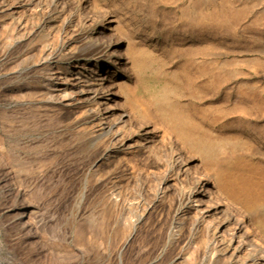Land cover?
Here are the masks:
<instances>
[{"label": "rangeland", "instance_id": "rangeland-1", "mask_svg": "<svg viewBox=\"0 0 264 264\" xmlns=\"http://www.w3.org/2000/svg\"><path fill=\"white\" fill-rule=\"evenodd\" d=\"M90 40L118 43L126 65L117 53L91 69ZM102 75L116 76L123 110L138 117L124 138L100 136L107 124L84 86ZM174 147L201 157L209 178L217 170L235 201L264 209V0H0V160L45 235L38 252L28 237L18 246L0 206V264H200V239L177 231L195 203L157 195L164 175L191 187L164 162ZM118 193L140 218L133 235L122 217L104 220Z\"/></svg>", "mask_w": 264, "mask_h": 264}, {"label": "bare ground", "instance_id": "bare-ground-1", "mask_svg": "<svg viewBox=\"0 0 264 264\" xmlns=\"http://www.w3.org/2000/svg\"><path fill=\"white\" fill-rule=\"evenodd\" d=\"M67 21L69 22V20ZM69 24L67 25L69 26ZM91 47H93V53L84 52L87 53V59L91 62V69L94 67L98 68V66L102 67L104 64L101 59H104L106 56H115L117 53V57L125 58L126 56L119 44H113L111 41L107 42V44L103 43L100 45H98L95 40L85 41L83 50H90ZM124 58H122L121 62L123 63L121 64L125 66L126 58L125 60ZM83 69L84 67L82 66L78 70L74 69L75 72L72 76L75 80L84 78ZM115 77V75H102V77L98 78L96 81L93 80V85H90V83H88L89 80H87L85 82L89 85L84 86V88L94 95L91 104L94 109L96 107V113H99L97 117L99 119L97 120H99V122H106L107 124L104 125V130H102V133L100 132V136H106L108 132L112 133L113 137L119 136L120 138H124L122 136L123 134H121L123 127L133 119V116L136 118L138 117L129 110H123L125 102L121 97L120 91L116 90ZM100 93H104V96L97 98ZM100 110H103L104 113H100ZM180 138L189 145L190 150H195L199 156L204 157V155L200 153L197 142H194L184 133L180 135ZM132 147L133 146L130 145L129 148ZM174 148L178 153H174L170 149H167L165 153L162 154L164 158L169 156L164 162L166 166L170 168H175L177 165L179 171L182 170L183 174L186 176L190 174L191 187L187 192H179L176 188L178 182L177 176L174 174L171 177L164 175L157 195L163 199L165 197H171L169 198L171 206L178 204L180 207L183 202L182 200H186L187 195H189V200L195 203L194 205L186 206L179 215L177 214V227L179 228L177 231L181 233V231H184L187 227L195 238L200 239L198 247L202 249L204 255L199 263L264 264V209L258 205L243 204L235 201L221 188L216 178L218 176L217 170L213 171L214 176L212 175V177L209 178L204 173V165L202 164L201 157L196 160L195 155L192 153L190 154V151H182L177 147ZM189 163L194 165L198 177L192 176V171H190L188 166ZM14 176L15 175L8 170L5 162L0 160V206L3 207L4 213L6 212L3 214L5 216V227H3V231L6 233V236L12 237V240L17 241V245L18 243L23 245L25 241H27L23 239L28 237L29 241L27 242L29 243H26L27 245L25 246L27 247L25 248L34 252L38 250L36 246L41 249L45 246V235H43L42 232L40 234L36 227V224L43 222L44 219L39 212L30 210V200L26 193L21 190V183L15 181V178L18 176ZM200 187H202V192L199 191ZM117 196L118 197L112 201V204H110V207L103 212L104 220H108L113 215V217H122L127 224L126 228L131 229L130 235H133L140 218L132 221L129 217H126V211H133L132 204L129 205L130 203L127 198H124L121 194L118 193ZM139 199L141 200V198ZM127 206L131 207L127 208ZM33 221L35 227L32 226ZM125 222L123 224H125ZM118 228L122 229V227ZM181 236L182 235H180V237ZM30 261H32V259L29 260V262ZM34 262L35 264L37 263L36 261Z\"/></svg>", "mask_w": 264, "mask_h": 264}]
</instances>
